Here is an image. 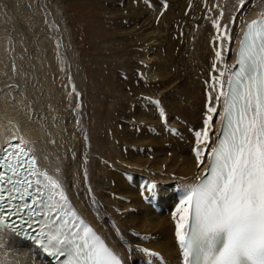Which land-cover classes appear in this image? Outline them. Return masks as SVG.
Wrapping results in <instances>:
<instances>
[{
  "label": "bare ground",
  "instance_id": "bare-ground-1",
  "mask_svg": "<svg viewBox=\"0 0 264 264\" xmlns=\"http://www.w3.org/2000/svg\"><path fill=\"white\" fill-rule=\"evenodd\" d=\"M29 1L14 0L12 4L24 10L20 19L24 33L14 32V41L5 37L8 38L6 34L11 31L15 16L12 18L0 4V20L5 15L9 23L4 26L0 23V149L9 141L26 140L41 166L54 177L59 176L76 208L106 237L126 264H135L140 258L137 250L142 246L158 250L174 261L177 252L172 238L173 215L155 214L144 206L142 193L128 186L115 170L141 173L149 182L160 185L192 183L197 178L204 165L198 166L192 129L203 128L209 95L213 97L212 106H218L221 112L222 99L215 100L221 88L217 86V92L212 91L213 78L223 72L220 79L224 89L241 31L248 21L264 16V0H248L243 8L242 0H206L209 7L202 19H188L191 6L176 21L171 11L179 8L181 1L169 0L171 6L164 14V29L160 23L154 26L155 19L149 10L140 13L139 21H142L138 28L130 16L125 39L120 41L126 51L122 57L112 54L113 65L109 64L116 70L120 93L115 86L109 87L110 93L106 90L94 96L88 88L84 55L80 53L66 11L57 0V5L51 7L55 18L59 17V24L44 25L47 9L40 8L43 5L39 1ZM134 1L128 0L131 7ZM140 2L143 6L146 1ZM221 10L223 17H219ZM35 13L44 15L42 22ZM131 15L136 14L131 11ZM218 17L232 37L230 44L223 42V48L213 26ZM178 23L190 29L185 31L181 57L171 40ZM229 48L231 51L223 54L221 60L216 59L217 50L224 52ZM101 61L96 58L95 62ZM127 89L130 94L124 95ZM103 98L104 110L92 117L90 100L99 102ZM161 110L167 117L161 118ZM176 116L185 123L181 122L182 136L178 138L165 134L162 128L164 121L174 124ZM219 117L214 118L213 128L218 125ZM92 120L100 121V128L93 135L88 132ZM109 122L114 125L110 133L103 130ZM157 130L158 136L150 134ZM86 136L89 157L95 161L87 179L81 167ZM199 147L203 149V145ZM132 208L136 212L130 211ZM148 234L156 236V240L150 244L140 241L139 237ZM2 236L0 243L7 242L9 246L0 248V264H50L28 241L16 237L9 240L6 229Z\"/></svg>",
  "mask_w": 264,
  "mask_h": 264
},
{
  "label": "snow or ice",
  "instance_id": "snow-or-ice-1",
  "mask_svg": "<svg viewBox=\"0 0 264 264\" xmlns=\"http://www.w3.org/2000/svg\"><path fill=\"white\" fill-rule=\"evenodd\" d=\"M247 3L242 0L240 7ZM223 16L221 10L219 17ZM219 17L213 26L223 48L232 37ZM230 51L217 50L216 59ZM238 57L240 70L227 81L230 91L223 90V72L213 78L212 91L221 88L215 100L224 99L223 111L212 106L209 95L203 128L192 129L199 166L209 155L203 149L211 143L214 118L219 115L222 125L227 122L223 139L211 149V174L190 186L176 208L175 236L184 249L185 264H264V19L246 25ZM160 115L165 117L163 110ZM61 188L59 176L39 167L27 146L0 149V240L6 229L9 240H30L58 264H121L105 241L68 208ZM156 189L148 182L142 195L151 198ZM8 246L0 243V248Z\"/></svg>",
  "mask_w": 264,
  "mask_h": 264
},
{
  "label": "rangeland",
  "instance_id": "rangeland-1",
  "mask_svg": "<svg viewBox=\"0 0 264 264\" xmlns=\"http://www.w3.org/2000/svg\"><path fill=\"white\" fill-rule=\"evenodd\" d=\"M3 1L4 3H2ZM38 1L39 3L41 2L43 5V7H40V8H43L44 10L47 9L46 11L49 13L48 14L46 12L48 17H46L45 22L43 21V24L57 26L59 24V21H58L59 17L58 19L55 18V15L52 13L53 12L52 7L53 5H57L56 4L57 0H51V2L49 0H35L34 3H37ZM162 1H163L162 4L160 3L158 4L156 0H146V2H144V5L142 6L141 2L137 0L136 1L137 5H133L131 7L129 5L130 2H128V0H77V1L76 0H71V1L70 0H58L57 2L58 5L60 6L61 9L66 11L69 17V21L72 22L71 25L73 24L72 26H74L73 30H74L75 38L77 40V44H78L79 50L81 51L80 53L82 54V56L84 55L83 57L86 62L85 67H86V72H87L86 74L88 76L87 78L88 88L92 92V96H94L95 94H100V93L103 94L104 92H107L106 90H109V87H115V86L118 87V93H120V88H119L120 86L118 85V82H117L118 76H117L116 70L112 69L109 64L113 65L112 57L113 55H115V53L122 57L126 51V47L124 43L120 41L125 39L126 29L129 24L128 20L130 16H132L134 18V21H133L134 27L138 28L140 25V22L142 21V20L139 21L140 13L145 9L148 10L147 8L150 7V5L151 6L153 5L154 10L152 9L149 10L151 11V14H153L152 15L153 18L155 19V15L157 14L158 16H160V18L157 21L154 20L155 22L154 26L157 25L156 27H158L159 26L158 24L160 23V27L164 29L165 28L164 18H165L167 10L170 8L171 5L169 3V0H162ZM178 1H181V6L177 8L176 10L171 11L172 18L174 19L173 21H176V18L177 16L179 17V14L181 16H184V9H188V8L190 9L191 6L193 7L190 9L192 17L190 16L188 19L189 20H196V18L202 19L203 16L206 14L207 9L209 7L206 0H178ZM2 2H0V4L4 6V8L8 9L10 14L12 15V18H14L15 16V20H16V21L14 20L12 21L11 24L13 26L11 27V31L8 34H6L8 38H6L5 35L4 37L5 39L10 38L14 41V39L16 38L14 32L16 33V35L24 33V28H22L24 23L20 21L22 16L24 17V10L20 8L19 5L17 7L12 6V4H14V0H2ZM23 2L29 3L30 1L23 0ZM16 3L18 4V2ZM117 3H123V7H121V5L119 7ZM165 4H168V5H166L165 7ZM182 6H183V11L181 9ZM131 11H133L136 15L134 16L131 15ZM174 11H176L175 14H174ZM14 12L15 13L17 12V13L14 14ZM35 14L37 16L38 15L40 16L39 18L38 17L37 18L40 19L42 22V18L44 15L42 14L41 16V14H37V13ZM2 18L3 19L0 20V23L3 24V26L4 24L5 25L9 24L7 23V21H5V15H3ZM56 19L58 22L56 21ZM8 22L10 21L8 20ZM19 22L21 23V25L19 24ZM18 25L19 27L21 26L22 29H20L19 27H18L19 30L18 28L15 29ZM0 28L2 29V26H0ZM186 28L187 26L184 27V25H181V24L179 25V23L174 26V29H173L174 32H172L173 37L171 40H172L173 47L177 51V53H179L180 49L183 47L184 40H186V36H187L186 32L190 31L189 28L187 29ZM57 29L58 31L60 30L58 27ZM180 30L184 31L183 33H185L186 35L182 34V31L180 32ZM138 31L139 30H137V32ZM10 33L12 36L10 35ZM181 34L185 36L183 37L181 36ZM178 55L179 57L182 56L181 53H179ZM96 58H97V61L102 60L101 61L102 63L99 62L100 63L99 64L95 62ZM121 64H124V61H121ZM122 67H125V65H122ZM124 82L125 81H123V83ZM124 91H125L124 95L130 94V91L128 89ZM109 93H110V90H109ZM104 100H105L104 98L100 99L99 102L98 101L95 102L94 99L90 100L91 109H92V117L94 116L95 113H98L104 110V102H103ZM113 121L115 120H112V122ZM112 122L111 123L109 122V124L106 126L107 128L105 129L103 128V130L107 129L108 133H110L111 129L113 130L114 128L113 127L114 125ZM99 123L100 121L96 122L92 120L90 124L91 126H89L88 132H90L92 135L95 134L97 130L100 128ZM87 140H89L88 136H86V139L84 138L83 151H82V162H81L82 173L84 174V176L85 174L86 175L91 174L95 168L94 159H90L89 157V152H88L89 147L87 144Z\"/></svg>",
  "mask_w": 264,
  "mask_h": 264
}]
</instances>
